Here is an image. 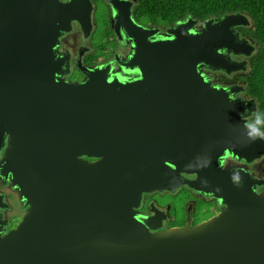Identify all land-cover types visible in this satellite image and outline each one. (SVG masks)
<instances>
[{"label":"water","instance_id":"water-1","mask_svg":"<svg viewBox=\"0 0 264 264\" xmlns=\"http://www.w3.org/2000/svg\"><path fill=\"white\" fill-rule=\"evenodd\" d=\"M108 1L130 51L98 67L79 60L77 82L61 39L75 25L91 37L92 0H0V176L28 207L8 233L0 214V264H264L259 179L224 167L264 156L242 118L254 103L205 71H246L232 56L252 52L236 31L250 19L188 17L163 32L137 24L130 0ZM185 186L225 208L155 232L143 195Z\"/></svg>","mask_w":264,"mask_h":264},{"label":"flooded vegetation","instance_id":"flooded-vegetation-1","mask_svg":"<svg viewBox=\"0 0 264 264\" xmlns=\"http://www.w3.org/2000/svg\"><path fill=\"white\" fill-rule=\"evenodd\" d=\"M130 1L133 2L135 5L136 0H130ZM92 3L94 5V13H96L97 12L96 8L98 5L95 4L93 1ZM99 6L100 8L103 6L105 9L107 24L110 28L109 31L111 32L110 39L109 40L107 39V41L105 40V46L97 47V48L91 47V45L89 44L90 38H84L83 33L77 28V25H75L76 27L71 33L66 34L61 39V48H60L61 51L69 52L71 55L70 75L75 74V76H72L73 77L72 81L80 82L84 78V76L80 72H78V69L76 68L75 65L76 62H78L79 60L81 61L82 66L88 68L98 67L103 64L111 63L116 56H119L120 59L124 58L125 56L128 55L130 51V48L127 45H121L120 40L118 38V34L116 33L117 20L114 17L112 5L109 3L108 0H102V3ZM126 9H127L126 6H124L123 17H125L126 15ZM133 9L130 11L131 18L139 25L145 27L161 28L163 32H165L166 29H168L173 25L172 24L165 27L158 24H151V23L148 24L147 22L140 19L137 20V18H135L133 15ZM93 17L95 18L94 14ZM247 29H252V23L247 27L244 26L237 27L236 31L240 33L241 38L248 40L249 43L252 45L253 48L251 54L232 56L233 59L239 62L246 63V71L244 70L238 71L237 73H234L232 75H227L221 72H216V71L214 72L210 70H205V71L211 74L212 82L214 84L235 87L236 89H238V92L236 93L238 97L243 98L245 101H252L254 103L251 114L248 115L247 117H242V118L245 120L246 125L249 126L250 128L251 126L257 127L262 140H264V117L260 115V112L262 111V105L260 99L252 97L248 93L249 91L248 84L246 81L242 80L243 76H245L249 72L252 66V61L255 55L260 50V42L258 41L257 37H254L251 34H249L247 32ZM76 73H79L81 77L78 78ZM67 78L69 79V76ZM3 156H4V149L0 150V161L2 160ZM82 159L88 162H93L96 160L88 157H83ZM224 167L237 168L243 170L246 172V174L253 175L257 179H259L260 183L258 184L256 191L258 194L261 195L264 194V156L254 160L251 163L241 162L238 161L235 157L229 156L224 159ZM185 176L189 179L195 178L194 175H185ZM183 188H187L191 191V195L187 197V205H186L187 210L185 211L181 209L174 210L170 205H165V204L162 205L158 200H156L153 197L159 193L143 195L142 204L138 209V211L142 213L143 216L153 218V220L151 221L152 227L162 225V228H159L155 232L169 230L172 228H186L188 225L191 228H193L216 216L225 208V206L221 205L219 202H216L213 198L209 196L197 193L187 186ZM165 193L167 192H163L160 194L163 195ZM0 195L4 196L5 202L8 203L9 205L7 209H0V214L3 215V219L8 220L9 222L8 226L5 227L8 233L9 231L15 229L19 225L23 216L28 211V207L22 205L19 193L16 191V189L13 187L12 184L4 181L1 178V176H0ZM12 197L15 206L13 205ZM204 200L205 201L209 200L208 201L209 204L207 208L209 209L210 213L213 214L210 215V217L207 219L206 218L202 219L203 216L197 209L198 203ZM179 212L181 214H178ZM182 215L184 222L183 224L178 225L177 222L181 221Z\"/></svg>","mask_w":264,"mask_h":264},{"label":"trees","instance_id":"trees-1","mask_svg":"<svg viewBox=\"0 0 264 264\" xmlns=\"http://www.w3.org/2000/svg\"><path fill=\"white\" fill-rule=\"evenodd\" d=\"M97 4L96 11L100 9L102 0H92ZM245 14L252 23V29L247 32L257 37L260 42V50L255 55L249 72L243 76L248 84V93L260 99L264 117V0H136L133 15L137 20L147 23L169 26L188 17H194L199 21L209 18L221 17L225 14ZM106 19V18H105ZM95 21L98 22L97 12ZM145 21V22H146ZM107 25V32L109 26ZM99 26V22L97 23ZM77 77L81 75L76 73ZM75 74L69 75L72 80Z\"/></svg>","mask_w":264,"mask_h":264},{"label":"rangeland","instance_id":"rangeland-1","mask_svg":"<svg viewBox=\"0 0 264 264\" xmlns=\"http://www.w3.org/2000/svg\"><path fill=\"white\" fill-rule=\"evenodd\" d=\"M97 17H98V22H99V26H98V22H96V27L93 30V33L90 37L89 40V44L91 45V47H102L105 46V40L107 41V39L109 40L111 37V32H107V25L104 23L106 22V14H105V9L102 6L98 11H97ZM94 20V18H93ZM144 21H146L144 19ZM148 22V21H146ZM191 195V191L187 188H183L180 189L177 193H165L163 195L156 194L155 196H153L156 200H158L162 205H170L172 206V208L174 210H187V197ZM209 200L207 201H202L198 203V211L201 213V215L203 216L202 219L204 218H209L210 215H213L212 213H210L209 209L207 208L209 202ZM12 202L13 205L15 206L13 197H12ZM182 211V212H183ZM178 214H181L180 212ZM206 214V215H204ZM18 220V219H17ZM16 220V221H17ZM183 215L181 216V221H178V225L183 224Z\"/></svg>","mask_w":264,"mask_h":264},{"label":"clouds","instance_id":"clouds-1","mask_svg":"<svg viewBox=\"0 0 264 264\" xmlns=\"http://www.w3.org/2000/svg\"><path fill=\"white\" fill-rule=\"evenodd\" d=\"M133 7H134V5H133ZM133 9V8H132ZM94 16H95V13H94ZM94 18V17H93ZM94 20H95V18H94ZM222 73V72H221ZM225 74V73H224Z\"/></svg>","mask_w":264,"mask_h":264}]
</instances>
